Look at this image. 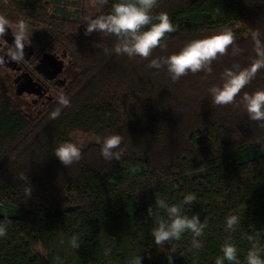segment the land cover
<instances>
[{"label":"trees","instance_id":"obj_1","mask_svg":"<svg viewBox=\"0 0 264 264\" xmlns=\"http://www.w3.org/2000/svg\"><path fill=\"white\" fill-rule=\"evenodd\" d=\"M117 2L94 8L90 0H0L2 14L26 20L44 43L60 44L70 57L69 72L76 71L34 118L0 86V223L10 221L7 235L0 238V264H128L136 255L142 264H169L171 244L159 248L151 234L147 240L138 235L144 205L152 198L181 204L189 193L197 201L193 207L184 205L183 214L207 220L199 238L204 246L194 249L192 234L185 232L172 242V264H215L229 235L240 264H247V235L259 232L264 249V151L257 142H264V126L249 118L241 101L244 93L264 89V69L236 97V104L215 105L209 89L223 84L225 69L233 64L245 68L256 58L251 32L258 30L264 40V3L159 0L152 14L166 12L177 28L165 36L167 48L157 47L145 60L106 54L117 43L114 36L84 34V17L108 14ZM226 28L234 31L243 51L233 56L229 48L212 63L211 74L189 72L173 82L167 66L147 67L151 59L177 53L189 42ZM102 79L97 88L102 97L148 95L150 119L165 140L122 148L118 161H106L100 152L82 155L68 167L59 160L36 162L20 173L30 149ZM60 94L71 106L50 119L60 107ZM21 174L28 179L21 180ZM30 186L31 196L26 197ZM233 214L241 221L229 233L226 217ZM74 234L80 237L78 249L69 243Z\"/></svg>","mask_w":264,"mask_h":264},{"label":"clouds","instance_id":"obj_2","mask_svg":"<svg viewBox=\"0 0 264 264\" xmlns=\"http://www.w3.org/2000/svg\"><path fill=\"white\" fill-rule=\"evenodd\" d=\"M92 7H103L108 0H90ZM159 4V0H119L112 5L111 12L108 14L98 15L95 18L91 16L84 17L85 35L93 32L104 35L114 36L117 43L109 50L105 49L106 54L114 52L116 55H126L129 58L139 56L142 59H149L153 50L157 47L167 48L164 43L165 36L168 33L176 31L174 25L166 12H160L153 15V9ZM158 21L154 23L153 21ZM147 27L146 26H149ZM146 28V30H145ZM9 30L13 36V41L9 45L5 37ZM33 30L26 20L20 19L15 22L0 14V66H4L8 61L22 64L25 61V48L32 44ZM251 39L254 42V52L256 58L252 63L241 68L239 64H233L232 68H227L223 72V84L214 85L209 89L212 96V102L217 106H226L236 104V97L241 91L255 79L257 73L264 69V40L261 39V33L258 30L251 32ZM229 48L232 49V55L238 56L243 51L236 44L235 33L232 29L226 28L217 34L208 36L203 39H197L189 42L179 52L167 57L151 59L147 67L160 69L167 66V71L173 82L189 72L196 74L198 72L212 73V63L220 56L228 54ZM241 103L247 111L249 118L253 121L262 122L264 126V89L256 90L254 93H244ZM58 104L54 111L50 113V119H57L64 107H70V99L60 94ZM97 142H100L99 138ZM123 137L119 134H112L105 137L101 145V155L106 161L120 160L124 155V149L121 148ZM261 144V151H264V142L257 141ZM83 141L64 142L59 144L54 154L58 160L65 166H71L82 159ZM135 171V168L132 169ZM21 180H27L24 175H20ZM32 186L25 188L26 197H30ZM197 201L196 194L189 193L184 196L181 204L169 205L163 198H158L156 209H148V215L155 218V227L151 229V235L157 247L163 248L166 243L171 244L169 249L168 261L172 264V253L176 251L173 241H180L185 232L192 234V247L200 250L203 248V241L199 239L204 236V230L208 227L207 220L201 222L198 215L183 214V206L191 205ZM161 210L166 214L162 216ZM241 217L237 214L226 217V231L232 233L240 224ZM10 221L5 220L0 223V238L7 235V225ZM260 233L254 236L247 235L246 238L251 241V248L247 252V264H264L262 258V249L259 243ZM231 236L225 240L222 245V256H218L215 264H240L238 259V249L235 244L231 243ZM63 243V240L61 241ZM70 246L73 249L80 247V237L74 234L70 239ZM59 259V258H58ZM128 264H142L140 255L134 256Z\"/></svg>","mask_w":264,"mask_h":264},{"label":"rangeland","instance_id":"obj_3","mask_svg":"<svg viewBox=\"0 0 264 264\" xmlns=\"http://www.w3.org/2000/svg\"><path fill=\"white\" fill-rule=\"evenodd\" d=\"M256 2L264 3V0H245L248 5ZM7 18L13 22L17 21L10 16H7ZM31 40L32 45L38 50L39 48H45L46 51L59 54L63 51V47L60 44L56 42L44 43L34 32ZM63 59L66 64L67 61L70 63V57L66 50L65 58ZM69 71L67 70L65 73L66 79L70 81L76 71L74 73ZM2 76L3 72L0 71L1 81L7 85V81ZM102 81L103 79L95 84L93 89L76 103L59 123L37 141L23 159V162L20 163V173L36 162L58 160L54 151L59 144L64 142L83 141L82 155H92L101 152L103 139L112 134H119L123 137L121 148H131L165 140L166 136L164 133L150 119L148 95L129 94L121 97H102L97 93V88ZM55 98L56 96L52 99L54 100ZM15 100L22 109L26 110L18 99L15 98ZM31 109L29 112L33 114L38 111V107H31ZM98 138L100 142H97ZM156 200L152 198L144 205V224L139 228L138 235L145 240L149 238L151 229L155 227V218L148 215V209L149 207L156 209ZM194 204L195 202L188 206L193 207ZM160 214L167 218L163 210H161ZM36 251L42 253L41 249H36Z\"/></svg>","mask_w":264,"mask_h":264},{"label":"flooded vegetation","instance_id":"obj_4","mask_svg":"<svg viewBox=\"0 0 264 264\" xmlns=\"http://www.w3.org/2000/svg\"><path fill=\"white\" fill-rule=\"evenodd\" d=\"M7 43L11 44L8 41ZM61 52H49L45 48L38 50L31 44L25 48V61L22 64L8 61L6 65L0 66L2 77L7 81L5 85L0 78V86L15 102V98L18 99L26 108L24 110L16 103L21 111L32 118L43 113L51 101L53 102L52 98L59 94L58 90L66 87L69 81L65 73L68 70V61L66 64L63 59L65 49ZM31 107H38V111L34 114L29 112Z\"/></svg>","mask_w":264,"mask_h":264},{"label":"water","instance_id":"obj_5","mask_svg":"<svg viewBox=\"0 0 264 264\" xmlns=\"http://www.w3.org/2000/svg\"><path fill=\"white\" fill-rule=\"evenodd\" d=\"M5 39H6L9 43H12V41H13V36H12V34H11V31L9 32V35H7V36L5 37Z\"/></svg>","mask_w":264,"mask_h":264}]
</instances>
